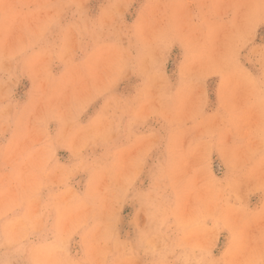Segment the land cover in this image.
<instances>
[{
  "label": "rangeland",
  "instance_id": "obj_1",
  "mask_svg": "<svg viewBox=\"0 0 264 264\" xmlns=\"http://www.w3.org/2000/svg\"><path fill=\"white\" fill-rule=\"evenodd\" d=\"M0 264H264V0H0Z\"/></svg>",
  "mask_w": 264,
  "mask_h": 264
}]
</instances>
